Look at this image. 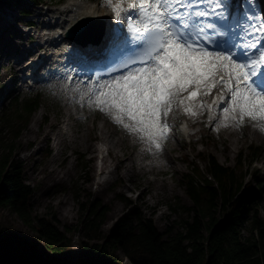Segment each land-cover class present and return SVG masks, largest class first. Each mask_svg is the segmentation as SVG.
I'll return each instance as SVG.
<instances>
[{"label":"rangeland","instance_id":"rangeland-1","mask_svg":"<svg viewBox=\"0 0 264 264\" xmlns=\"http://www.w3.org/2000/svg\"><path fill=\"white\" fill-rule=\"evenodd\" d=\"M57 2L47 0L37 6L27 5L32 14L26 20L33 22L32 28L5 18V13H18L16 5L2 8L0 115L8 106L9 96L19 94L33 97L42 93L41 108L33 114L18 139L20 146L17 157L24 164L27 183L35 189L30 203L33 214L55 217L57 226L72 238V242L66 254L52 252L47 249V242L39 238L38 233L8 206L0 208L2 225L21 236L39 241L40 250L55 256L61 264H79V258L85 253L82 243H103L119 219L133 209L153 217L154 223L167 239L183 231V221L190 216L189 212L183 211L178 205L190 207L193 204L187 194L183 174L191 172L194 164L204 171L210 156H214L221 164L237 169L241 167L247 172L249 184L260 178L261 188L264 189V135L253 137V131H249L256 128L254 132L257 130L258 135L264 133L261 122H252L247 118L242 124L225 121L223 114H214L213 109L211 113L207 109H200L198 106L202 101L193 100L191 104L197 106L200 115L190 117L183 113V107L174 106V112L168 120L171 129L168 139L163 142L162 150L157 151L154 146L135 139L105 111L89 104L76 91H70L75 88H66L63 81L27 88L22 78L28 75L31 64L36 61L28 58L37 57L38 52L28 57L25 54L35 48L38 42L45 41L43 28L59 21L60 25L52 27V30L62 32L60 26L68 17L63 15V9L72 4H89L84 0L55 5ZM64 2L67 3V0ZM88 24L96 26L99 22ZM59 50L60 47L56 48V51ZM23 57L25 59L22 61ZM216 93L224 97L227 90L219 88ZM211 97L204 103L212 104ZM210 114L212 120H209ZM5 127L4 138L12 141L9 127ZM181 128L187 132H181ZM256 146L261 147L259 159L250 166L248 154ZM141 152L145 154L141 155ZM129 153L132 154V160L127 162L125 168L123 164L120 165V160L127 158ZM101 159L107 160L108 166L111 163L117 166V171L111 172L109 181L101 187L104 191L98 195L96 180ZM123 197L129 202L123 201ZM262 200L260 216L264 219L263 191ZM87 201H97L99 205L107 207L105 223L97 240L89 238L84 229L86 214L82 203ZM117 257L121 261L119 264H130L122 251H118Z\"/></svg>","mask_w":264,"mask_h":264},{"label":"snow or ice","instance_id":"snow-or-ice-1","mask_svg":"<svg viewBox=\"0 0 264 264\" xmlns=\"http://www.w3.org/2000/svg\"><path fill=\"white\" fill-rule=\"evenodd\" d=\"M100 6L112 13L100 21L101 39L67 44L72 66L62 79L80 85L70 91L157 151L168 139L174 106L197 117L191 102L216 87L226 89L227 98L202 101L200 109L264 127V0H101ZM69 27L66 21L60 29ZM14 243L34 244L21 236Z\"/></svg>","mask_w":264,"mask_h":264},{"label":"trees","instance_id":"trees-1","mask_svg":"<svg viewBox=\"0 0 264 264\" xmlns=\"http://www.w3.org/2000/svg\"><path fill=\"white\" fill-rule=\"evenodd\" d=\"M45 1L0 0V12L5 6L16 5L23 16L29 14L28 4L36 6ZM42 103L40 94L17 96L0 115V208L8 206L13 210L47 242V249L66 254L72 238L57 226L55 217L33 214L30 203L35 189L27 183L24 164L17 157L18 139ZM5 126L9 127L12 141L4 138ZM258 154V149L251 151V157ZM246 177L241 167L223 165L210 157L204 171L195 165L191 172L183 174L193 203L190 207L178 205L190 216L183 221V231L167 239L153 217L133 209L119 219L103 243H82L85 253L79 264H119L118 251L125 254L130 264H264L261 186L259 178L249 184ZM122 200L129 202L125 197ZM82 208L86 235L97 240L107 207L87 201ZM17 236L21 235L0 223V264H61L55 256L40 250L41 243L35 239L21 236L34 244L16 245Z\"/></svg>","mask_w":264,"mask_h":264},{"label":"bare ground","instance_id":"bare-ground-1","mask_svg":"<svg viewBox=\"0 0 264 264\" xmlns=\"http://www.w3.org/2000/svg\"><path fill=\"white\" fill-rule=\"evenodd\" d=\"M93 6H94V4H72L69 8H67L66 10H64L63 11V15H68V17H67V20H65L64 21V23L67 21L69 24H73V23H75V22H77L78 20H81V18H84L83 20H85V18H87V19H89V18H91V17H94V16H91V15H88L87 14V12L89 11V10H91L92 8H93ZM70 9H72V10H74V13H72V14H69V12H70ZM5 18H12L13 20H15V19H17V16H15V14H6L5 15ZM8 20H10V19H8ZM63 23V24H64ZM58 25H60V22L59 21H57L56 23H52L51 24V27H53V26H58ZM6 27H9L8 25L6 26ZM52 41L54 42V38L53 39H48V41L46 42V43H44V44H42V43H37L36 45V47L35 48H31L26 54H25V56H27V55H30V54H32V55H34L36 52H38V48H39V46H46V50H44L45 52H42L40 55H39V57H35L34 59L35 60H38V61H45V60H47L48 58H50L49 56H48V50L52 47V46H54V43H52ZM60 45H56V46H54V48H58ZM4 48V47H3ZM25 59V57H23L22 58V61ZM36 64H38V63H36ZM218 88L219 87H216V88H214V90H213V92H211V94H213L215 91H217L218 90ZM209 98V95H204V96H202V95H199V96H197L196 97V101H205V100H207ZM205 110V109H204ZM183 113H185V112H183ZM34 121H35V119L32 121V123H31V128L33 127V123H34ZM256 128H252V129H250L249 131L250 132H252V136L253 137H260V135H264V133H261V134H257V130L254 132V130H255ZM32 133H33V131H32ZM29 134V133H28ZM134 138L136 139L137 137H135L134 136ZM139 144H141V143H139ZM149 145V144H148ZM148 145H146V146H148ZM229 149H230V146H229ZM145 154V152H141V155H144ZM132 160V154L131 153H129V155H128V157L127 158H123V159H121L120 160V165L121 164H123V166L126 168V166H127V162L129 161H131ZM122 166V165H121ZM264 176V175H263ZM98 183V185L96 186V189H99V190H97V194L99 195L100 193L102 194V192L104 191V188H102L101 189V187H103L104 186V184H100L99 182H97ZM262 191L264 192V189H262ZM117 209L115 208L114 209V211H116Z\"/></svg>","mask_w":264,"mask_h":264},{"label":"water","instance_id":"water-1","mask_svg":"<svg viewBox=\"0 0 264 264\" xmlns=\"http://www.w3.org/2000/svg\"><path fill=\"white\" fill-rule=\"evenodd\" d=\"M88 21H90V19H85V20L80 21V23L76 26V28H78V29L82 28L81 23L88 22Z\"/></svg>","mask_w":264,"mask_h":264}]
</instances>
